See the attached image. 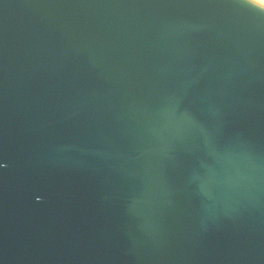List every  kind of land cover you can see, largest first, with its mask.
Masks as SVG:
<instances>
[{
  "label": "water",
  "instance_id": "95a60500",
  "mask_svg": "<svg viewBox=\"0 0 264 264\" xmlns=\"http://www.w3.org/2000/svg\"><path fill=\"white\" fill-rule=\"evenodd\" d=\"M0 264H264V5L0 0Z\"/></svg>",
  "mask_w": 264,
  "mask_h": 264
},
{
  "label": "snow or ice",
  "instance_id": "6c2138e0",
  "mask_svg": "<svg viewBox=\"0 0 264 264\" xmlns=\"http://www.w3.org/2000/svg\"><path fill=\"white\" fill-rule=\"evenodd\" d=\"M255 2L260 4V5H264V0H255Z\"/></svg>",
  "mask_w": 264,
  "mask_h": 264
}]
</instances>
